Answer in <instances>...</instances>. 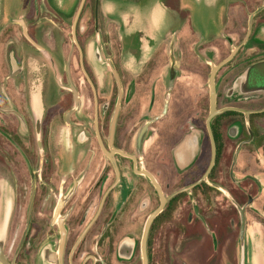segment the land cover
I'll use <instances>...</instances> for the list:
<instances>
[{
	"label": "flooded vegetation",
	"instance_id": "af4514ba",
	"mask_svg": "<svg viewBox=\"0 0 264 264\" xmlns=\"http://www.w3.org/2000/svg\"><path fill=\"white\" fill-rule=\"evenodd\" d=\"M70 1L5 2L0 264H143V238L151 264V241L170 237L167 224L208 222L199 188L216 186L198 180L213 145L208 180L228 171L239 182L219 203L235 207L239 220L244 207V238L251 217L264 227V0H177L186 15L172 38L165 30L161 39L148 36L137 56H125L127 25L101 0L81 26L84 1L73 38L80 0L75 9ZM231 54L215 72L209 130L208 77ZM151 176L166 200L144 234L160 205Z\"/></svg>",
	"mask_w": 264,
	"mask_h": 264
},
{
	"label": "rangeland",
	"instance_id": "374dc122",
	"mask_svg": "<svg viewBox=\"0 0 264 264\" xmlns=\"http://www.w3.org/2000/svg\"><path fill=\"white\" fill-rule=\"evenodd\" d=\"M87 1H85L80 19L81 26L92 22L89 8L94 0H89V3ZM78 2L79 0H71L70 8L75 9ZM101 5L104 11L117 16L127 25L121 28L123 30L121 31L122 39L123 32L126 31L124 35L125 56L127 52L137 56L141 50L137 47L139 41L148 39V36L152 40L156 37L161 39L164 36V30L165 34L167 33L166 38L171 39L180 21L178 16L183 18L186 15V13L178 15L177 0H101ZM54 6L56 9V4ZM41 9V13L45 14L44 5H41ZM200 13L203 12L196 13V23H202L205 20V16ZM130 14L134 17L132 25L128 24ZM43 21L48 29L56 28L53 22L46 19ZM96 41L91 42L90 47L96 46ZM122 49L123 44L120 43V50ZM213 176L215 179L208 180V183L216 187L203 185L199 188L198 196L199 215L204 213L209 219L208 222H198L189 229L185 228L188 225L167 224L170 237L151 241V264H264V239L262 238L264 227L251 217L247 224L244 241L241 243L238 234L240 220L237 209L233 206L223 207L222 203H219L223 198H233L226 188L230 186L234 190L239 182L232 181L228 171H215ZM252 188L254 192L256 189L254 183ZM262 200L261 195L258 201ZM259 209L262 210L261 207ZM263 211L264 209L262 213ZM181 230L186 232L190 239H175L174 234ZM212 231L218 233L219 239L211 238ZM165 243L168 249L164 252Z\"/></svg>",
	"mask_w": 264,
	"mask_h": 264
},
{
	"label": "water",
	"instance_id": "95a60500",
	"mask_svg": "<svg viewBox=\"0 0 264 264\" xmlns=\"http://www.w3.org/2000/svg\"><path fill=\"white\" fill-rule=\"evenodd\" d=\"M85 0H80L79 5L77 7V10L75 12L74 18H73V22H72V34H73V38H75V25L79 16V13L82 9V6L84 4ZM26 36L31 40V38L29 37V35L27 34V32H25ZM232 56V54L227 57L226 59L222 60L220 63L216 64V65H212L211 67V71H210V75L208 77V85H209V103H210V111L207 117V126L210 130V120L214 117V115L217 113L216 107H215V100H216V91H215V81H214V76H215V72L216 70L224 63L226 62L230 57ZM248 111H246L245 113H247ZM144 129V128H143ZM142 129V131H143ZM141 131V133H142ZM214 162V145H213V156L212 159L207 167V170L204 171L203 175L200 177V179L198 180H205L206 182H208V174H209V170L211 169L212 165ZM151 180L154 183V185L156 186L157 190H158V194L160 196V205L158 206V208H156L150 215V217L147 219L146 224H145V233L149 227L150 222L153 220L154 216L162 209L166 198L164 197V195L162 194V191L159 187V185L157 184V182L154 180V178L151 176ZM238 210L240 212V231H239V236H240V240L241 243H243L244 241V233H245V216H244V207H240L238 206ZM142 259H143V264H147V258H146V253H145V238L142 239Z\"/></svg>",
	"mask_w": 264,
	"mask_h": 264
},
{
	"label": "crops",
	"instance_id": "0c3cea01",
	"mask_svg": "<svg viewBox=\"0 0 264 264\" xmlns=\"http://www.w3.org/2000/svg\"><path fill=\"white\" fill-rule=\"evenodd\" d=\"M5 2H10V0H0V24L2 21H5L6 14H5ZM31 101L34 104V86H32V91H30Z\"/></svg>",
	"mask_w": 264,
	"mask_h": 264
}]
</instances>
